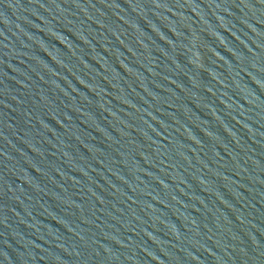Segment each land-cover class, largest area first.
<instances>
[{
	"label": "water",
	"instance_id": "obj_1",
	"mask_svg": "<svg viewBox=\"0 0 264 264\" xmlns=\"http://www.w3.org/2000/svg\"><path fill=\"white\" fill-rule=\"evenodd\" d=\"M0 264H264V0H0Z\"/></svg>",
	"mask_w": 264,
	"mask_h": 264
}]
</instances>
